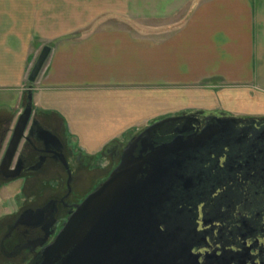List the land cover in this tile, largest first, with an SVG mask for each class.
Masks as SVG:
<instances>
[{
  "label": "crops",
  "instance_id": "crops-1",
  "mask_svg": "<svg viewBox=\"0 0 264 264\" xmlns=\"http://www.w3.org/2000/svg\"><path fill=\"white\" fill-rule=\"evenodd\" d=\"M44 45L33 115L90 157L180 111L264 117V0H0V159Z\"/></svg>",
  "mask_w": 264,
  "mask_h": 264
},
{
  "label": "flooded vegetation",
  "instance_id": "flooded-vegetation-1",
  "mask_svg": "<svg viewBox=\"0 0 264 264\" xmlns=\"http://www.w3.org/2000/svg\"><path fill=\"white\" fill-rule=\"evenodd\" d=\"M213 116L222 117L214 112L169 121L156 127L150 140L154 144L169 141L182 130L184 137L198 133ZM237 118H248L235 126L240 143L209 142L197 163L201 181L208 188L205 199L200 201L197 196L200 202L192 212L194 235L190 243L196 264H264V117ZM44 129L55 134L61 144L45 143ZM61 129L52 127L50 118L33 115L27 139L21 142L12 164L21 168L20 175L6 179L0 171V186L17 179L23 183L36 181L40 174L51 175L46 185L49 187L39 190L40 199L31 198L36 193L24 194L20 200L16 197L14 208L0 216V264H40L43 248L87 195L83 193L89 180L86 173L105 171V166L93 164L96 158L76 151L72 139L66 138ZM143 129L107 149V155L102 154L107 159L106 167L112 164L111 170L118 163L122 149L133 138L143 136ZM249 143L253 146L247 154L239 152V147ZM139 148L140 142L136 152Z\"/></svg>",
  "mask_w": 264,
  "mask_h": 264
},
{
  "label": "water",
  "instance_id": "water-1",
  "mask_svg": "<svg viewBox=\"0 0 264 264\" xmlns=\"http://www.w3.org/2000/svg\"><path fill=\"white\" fill-rule=\"evenodd\" d=\"M49 51L48 45L40 49L28 73L26 102L0 159V171L6 179L20 175L21 168L12 164L21 142L27 139L33 116L31 88ZM205 113L195 110L147 125L143 136L133 138L122 149L107 177L74 206L53 240L43 248L40 264H196L190 243L194 235L192 212L197 211L208 188L201 181L197 163L209 142L239 144L235 126L248 118L216 112L222 117L213 116L200 132L184 137L182 130L159 144L150 140V133L169 121ZM43 131L45 143L61 144L55 134ZM252 146L244 144L239 152L247 154Z\"/></svg>",
  "mask_w": 264,
  "mask_h": 264
},
{
  "label": "rangeland",
  "instance_id": "rangeland-1",
  "mask_svg": "<svg viewBox=\"0 0 264 264\" xmlns=\"http://www.w3.org/2000/svg\"><path fill=\"white\" fill-rule=\"evenodd\" d=\"M127 23H129L128 21H125ZM142 25V29L143 30H150V27H154L155 25L161 26V22H156V21H142L140 22ZM133 24V23H130ZM213 112H220V111H209L207 113H213ZM187 113L186 111H180L177 113L172 114L174 115H179V114H184ZM169 115V116H172ZM167 117V116H166ZM165 118V117H162ZM161 119V118H159ZM146 127V126H145ZM144 128V127H143ZM104 153V152H103ZM100 153L97 156L94 157L96 158V160L93 162L94 165L98 166V167H104L105 166V171H94V172H87L86 174H88V181L86 186L84 187L85 189L83 190V193L87 194L92 191L101 181H103L107 175L109 174L108 170H110V168L112 167V164H110L108 167H106V162L107 159H105L106 157H102V154ZM105 155H107V152L105 150ZM104 155V156H105ZM109 157V156H107ZM85 173V172H82ZM49 176L51 175H46V174H40L37 178L36 181H29L26 183H23L22 179H19L17 183H14L13 181L8 183V184H4L0 186V205L2 207V212L0 213L1 215L6 214L7 212H9L10 210H12L14 208L13 203H15V201L17 202L18 200L24 198V194H31V193H36V196L31 197L32 199H40L42 197V194L40 192L39 194V190L45 191V187H49L46 186L48 183V179ZM23 187V192H21V188ZM18 198V200L14 199V198Z\"/></svg>",
  "mask_w": 264,
  "mask_h": 264
},
{
  "label": "bare ground",
  "instance_id": "bare-ground-1",
  "mask_svg": "<svg viewBox=\"0 0 264 264\" xmlns=\"http://www.w3.org/2000/svg\"><path fill=\"white\" fill-rule=\"evenodd\" d=\"M103 152H105V151H103Z\"/></svg>",
  "mask_w": 264,
  "mask_h": 264
}]
</instances>
